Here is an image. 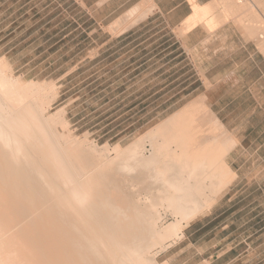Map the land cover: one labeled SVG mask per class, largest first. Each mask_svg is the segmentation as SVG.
I'll list each match as a JSON object with an SVG mask.
<instances>
[{
  "label": "bare ground",
  "instance_id": "bare-ground-1",
  "mask_svg": "<svg viewBox=\"0 0 264 264\" xmlns=\"http://www.w3.org/2000/svg\"><path fill=\"white\" fill-rule=\"evenodd\" d=\"M193 10L184 30L217 28L210 3L193 0ZM38 85L0 60V264H159L153 250L179 239L237 177L225 159L236 142L201 98L111 157L108 145L63 143L64 110L50 114ZM164 213L173 221L163 227Z\"/></svg>",
  "mask_w": 264,
  "mask_h": 264
},
{
  "label": "rangeland",
  "instance_id": "rangeland-1",
  "mask_svg": "<svg viewBox=\"0 0 264 264\" xmlns=\"http://www.w3.org/2000/svg\"><path fill=\"white\" fill-rule=\"evenodd\" d=\"M210 2L217 27L253 29L264 52V0ZM137 11L122 15L128 19L113 30L115 20L104 24L82 0H0V60L52 98L50 114L64 110L68 129L56 126L66 134L63 143L71 137L85 147L108 145L113 157L116 146L128 147L198 94L193 55L158 16L144 20ZM144 148L152 149L147 142ZM244 171L179 239L153 250L156 262L264 264V169L255 160ZM172 221L164 213L160 225Z\"/></svg>",
  "mask_w": 264,
  "mask_h": 264
},
{
  "label": "crops",
  "instance_id": "crops-1",
  "mask_svg": "<svg viewBox=\"0 0 264 264\" xmlns=\"http://www.w3.org/2000/svg\"><path fill=\"white\" fill-rule=\"evenodd\" d=\"M82 1L90 11L101 15L107 25L136 9L142 15L146 13L144 20L158 16L196 62L199 86L195 90L199 92L188 104L203 99L227 130L225 140L232 138L236 142L225 156L237 174L227 189L255 160L264 169V52L253 29L244 30L234 22L223 23L214 30L198 24L179 36L185 20L193 14L190 0H151L150 8L146 7L147 0ZM196 2L211 3L210 0Z\"/></svg>",
  "mask_w": 264,
  "mask_h": 264
}]
</instances>
